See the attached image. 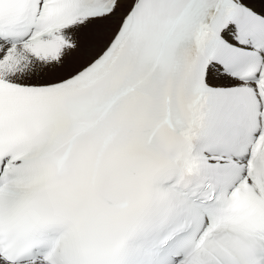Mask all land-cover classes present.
I'll return each mask as SVG.
<instances>
[{
	"label": "snow or ice",
	"instance_id": "obj_1",
	"mask_svg": "<svg viewBox=\"0 0 264 264\" xmlns=\"http://www.w3.org/2000/svg\"><path fill=\"white\" fill-rule=\"evenodd\" d=\"M0 264H264V12L0 0Z\"/></svg>",
	"mask_w": 264,
	"mask_h": 264
},
{
	"label": "bare ground",
	"instance_id": "obj_2",
	"mask_svg": "<svg viewBox=\"0 0 264 264\" xmlns=\"http://www.w3.org/2000/svg\"><path fill=\"white\" fill-rule=\"evenodd\" d=\"M246 2L258 12H264V0H246ZM211 82L215 85H227L230 83L228 79L223 78L221 75L214 73L210 78Z\"/></svg>",
	"mask_w": 264,
	"mask_h": 264
}]
</instances>
